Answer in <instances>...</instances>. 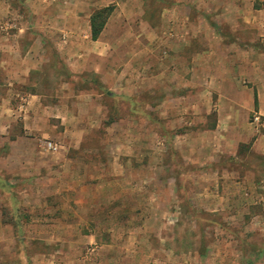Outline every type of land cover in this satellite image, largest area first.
Masks as SVG:
<instances>
[{"label": "rangeland", "instance_id": "rangeland-1", "mask_svg": "<svg viewBox=\"0 0 264 264\" xmlns=\"http://www.w3.org/2000/svg\"><path fill=\"white\" fill-rule=\"evenodd\" d=\"M230 1L98 0L149 24L108 23L96 56L65 19L87 1L0 0V264H264V0H233L238 27ZM228 39L257 70L218 86Z\"/></svg>", "mask_w": 264, "mask_h": 264}, {"label": "crops", "instance_id": "crops-1", "mask_svg": "<svg viewBox=\"0 0 264 264\" xmlns=\"http://www.w3.org/2000/svg\"><path fill=\"white\" fill-rule=\"evenodd\" d=\"M88 2V4H89V7H91V10L90 11H88L87 12V14H84V13H82V12H78L77 14H71L70 15V13H68V12H66L65 13V19L67 18V19H69V21L67 20V22L68 23H73L74 21L75 22H79V21H81V22H87V24H88V31H90L91 32V26H90V19H91V16H92V14L95 12V9H97V8H99V3H98V0H63V2L64 3H66L68 6L70 5V6H75V7H79V5H81V4H84L85 2ZM115 0H113V2H114ZM227 2L229 3V0H227ZM230 2H232L233 3V6L230 4H228L227 5V7H230V9H227V10H231V9H233V11H235L236 12V15L234 16V18H238V16H241V18H243V20H242V22L241 21H237V19L236 20H234V19H232L233 21L231 22V24L232 25H234L235 27H238V26H240L241 24H245V22L248 20V21H250L251 20V18H245V16H243V15H240L239 14V12H238V10L237 9H239V7H235L234 6V4H235V1H233V0H231ZM82 6V5H81ZM93 6V7H92ZM119 6H120V4H116V7H115V10L112 12V14L109 16V18L107 19V22H106V25L104 26V28H103V31H104V29L106 28V26H107V24L108 23H110V22H112V23H118L119 24V26L121 25L122 26V32L123 33H127V30L128 29H126L128 26H129V24H130V21H138V22H140L141 24L143 23V22H146L145 24H149V21H145V20H143L142 19V17H141V15H142V12L144 11H141L140 12V10H141V7H139V6H137V5H131V8L132 9H134V10H131V12H129V15H127L128 14V12H127V10H126V3L125 4H123L122 6H121V8L122 9H120L119 8ZM95 7V8H94ZM232 7V8H231ZM94 8V9H93ZM162 16H164V14L162 15ZM253 16V15H252ZM80 22V23H81ZM197 22H199V23H203V24H206L207 25V28H209L210 29V27H211V29H213L212 31H211V33L213 34V36L217 39V40H219V35L217 36L216 34H214V27H213V25H212V19L211 18H209L208 16H206V15H199V17H198V20H197ZM228 22H230L228 19L227 20H225V23H228ZM66 27V26H65ZM69 27V26H68ZM65 30V29H64ZM103 31L100 33V35H102V33H103ZM129 31V30H128ZM208 32H210V31H208ZM68 36H69V32H67L66 33ZM71 34V33H70ZM128 34L130 35V36H132L133 34L132 33H130V32H128ZM100 35H99V37L96 39V40H93V39H91L92 40V43H93V47H92V51L93 52H90V53H88V54H94V55H96V56H101V55H109V54H112V52H114L113 50V48L111 49V47H102V43H101V41L102 40H100ZM128 35V36H129ZM91 36V33H90V35H88V34H85V37H90ZM137 35H133V37H134V39H137V37H136ZM220 36H222L221 34H220ZM118 37V36H117ZM199 37V36H198ZM228 37V36H227ZM128 38V37H127ZM199 38H203V37H199ZM229 38V37H228ZM230 39H228V41L227 42H225V43H223V44H221L220 46H221V48H220V52H221V54H225L226 55V60H225V63L223 62H221L220 63V65L218 66V67H216V70H215V72H218V75H215V77L216 78H218V81H219V83H218V86H220L221 85V83L223 82V81H231L232 82V84H233V86L234 85H236L237 83H238V79H240V77L241 76H243L242 74H243V70H244V67L246 66V63H248L249 65H250V67H252V68H254V70H257L256 68V65H254V62L252 61V60H250L247 56H246V54H248V53H246V50H245V47H242L241 45H240V43H231L230 41H229ZM240 40V39H239ZM205 50V49H204ZM203 50V53H209V50H205L204 51ZM232 52H234V54L232 53ZM81 55H83V54H81ZM234 59V60H233ZM229 60V61H228ZM126 66H128V64H126ZM128 71V68H126L125 67V71ZM203 70H204V72L205 73H207V74H205V79H204V81H205V84L206 83H208V84H210L211 83V76H210V73H211V70L210 69H208L206 66L205 67H203ZM253 69H252V72L254 71ZM126 71V72H127ZM128 73V72H127ZM246 74V73H245ZM210 77V78H209ZM112 84V86H114V87H116L117 86V83L116 82H112L111 83ZM220 84V85H219ZM222 87V86H221ZM259 98H261L262 99V101L264 102V93H260L259 95ZM234 98V97H233ZM222 100V99H221ZM224 103V102H223ZM255 105V103L253 102V104H252V106H254ZM223 183V182H222ZM235 183H237V185H241L243 182H241V181H238V182H235ZM224 184H225V182H224ZM215 192H217V191H215ZM215 192L214 191H211V190H209V191H205L204 193H203V196H204V204L206 205L207 204V202L209 201L210 202V200H211V198L213 197V196H215ZM198 195V194H197ZM197 195H195V197L194 198H199V197H197ZM115 196V195H114ZM243 196V195H242ZM116 197H119L118 195L116 196ZM115 197V198H116ZM219 200H220V202H221V204H223V203H225V205L226 206H228V201H229V198H228V195H225L224 193L222 194V193H220V195H219ZM114 198V200H116ZM243 198V197H242ZM14 224H16L17 225V223L15 222V223H10V222H7V221H5L4 219H2V218H0V231L4 234V233H7L9 230H10V228L12 229L15 225ZM14 235V234H13ZM3 237V239H0V242L2 241V240H5L4 239V235L2 236ZM5 242V241H4ZM45 255V254H44Z\"/></svg>", "mask_w": 264, "mask_h": 264}, {"label": "built area", "instance_id": "built-area-1", "mask_svg": "<svg viewBox=\"0 0 264 264\" xmlns=\"http://www.w3.org/2000/svg\"><path fill=\"white\" fill-rule=\"evenodd\" d=\"M262 116L263 115L260 112H254L250 121V125L255 134L262 135L264 137V119ZM46 148L50 152H56L59 150V146L52 141L46 142ZM259 202L261 205L262 213L264 215V191L263 193H261V196L259 197Z\"/></svg>", "mask_w": 264, "mask_h": 264}, {"label": "trees", "instance_id": "trees-1", "mask_svg": "<svg viewBox=\"0 0 264 264\" xmlns=\"http://www.w3.org/2000/svg\"><path fill=\"white\" fill-rule=\"evenodd\" d=\"M101 11L102 10L95 11L92 14L91 19H90L91 36L93 40H96L99 37L100 33L102 32L104 28L105 22H106V21H104L103 23L98 22V18H100V15L102 13Z\"/></svg>", "mask_w": 264, "mask_h": 264}]
</instances>
